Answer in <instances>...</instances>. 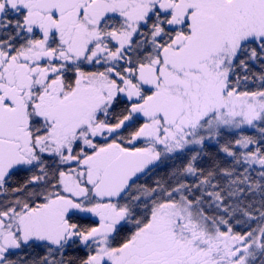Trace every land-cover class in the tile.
Here are the masks:
<instances>
[{
    "label": "snow or ice",
    "instance_id": "snow-or-ice-1",
    "mask_svg": "<svg viewBox=\"0 0 264 264\" xmlns=\"http://www.w3.org/2000/svg\"><path fill=\"white\" fill-rule=\"evenodd\" d=\"M0 264H264V0H0Z\"/></svg>",
    "mask_w": 264,
    "mask_h": 264
}]
</instances>
